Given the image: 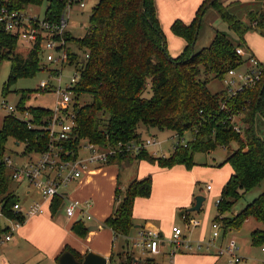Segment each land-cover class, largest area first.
I'll return each instance as SVG.
<instances>
[{
    "label": "trees",
    "instance_id": "obj_1",
    "mask_svg": "<svg viewBox=\"0 0 264 264\" xmlns=\"http://www.w3.org/2000/svg\"><path fill=\"white\" fill-rule=\"evenodd\" d=\"M68 2L10 0L11 6L19 10L47 3L45 17L50 18L60 17ZM251 3L254 9L246 10L248 20L244 22L237 13L240 10L237 7L242 4L240 0H204L192 24L187 26L180 20L173 24L172 32L187 43L185 50L174 58L169 54L157 18L155 0H99L85 36L77 39L68 34L67 37L83 51V57L71 53V62L81 67V78L76 85L77 99L81 102L82 96H89L92 101L75 106L77 125L73 138L59 144L64 151L62 156L75 157L83 140L103 147L139 142L143 140L142 128L170 130L180 138L190 133L192 139L188 144L176 146L169 159L154 158L144 150L136 156H120L110 163L129 158L153 164L158 162L162 168L175 165L190 168L195 153H209L219 147L230 150L225 162L233 173L222 189L214 220L222 224L223 234L240 229L250 218L264 223V191L241 212L227 217L235 203L264 181V139L257 131V117L264 118V63L262 80L253 88H245L235 96H230L226 89L214 94L208 88L211 81L224 80L230 71L245 65L246 59L237 54V48H245V35L251 29L264 28V0H252ZM208 9L218 12L239 36V43L225 33L216 32L208 47L195 50L196 35L199 36L202 18ZM16 46L15 38L0 32V61H12L3 93H8L18 79L35 76L41 71L39 52L35 50L24 57L16 53ZM86 54L88 59L84 58ZM149 90L151 98L148 99L145 93ZM28 94L21 91L17 109L21 113H30L36 127L30 129L16 115L8 114L0 130V204L8 216H11L12 206L20 202L12 187L11 171L5 163L8 140L13 138L23 143L24 156L42 153L50 144L46 127L53 112L42 107H27ZM152 188L153 178L149 175L134 180L124 196L120 189L116 190L117 205L104 225L117 239L129 237L135 227V200L149 198ZM63 203L62 197L53 200L50 206L53 215ZM72 231L80 237L88 233L82 220L73 225ZM251 240L254 246L261 247L264 231H253ZM64 252H71L78 261L83 260L72 249L67 248ZM132 262L130 250L112 255L109 260V264ZM146 264H155V260H147Z\"/></svg>",
    "mask_w": 264,
    "mask_h": 264
},
{
    "label": "built area",
    "instance_id": "obj_2",
    "mask_svg": "<svg viewBox=\"0 0 264 264\" xmlns=\"http://www.w3.org/2000/svg\"><path fill=\"white\" fill-rule=\"evenodd\" d=\"M76 3H79L82 9L86 7L84 0L78 2L69 0L66 10L60 17L50 18L45 17V15L40 17L30 14L26 9H15L11 6L10 0H0V32L4 31L7 35L16 39V53L27 57L37 50L41 62L45 60L47 63L55 65L53 69L46 66V71H49L51 76H55L54 79H56L57 84L52 81H44L38 90L44 93L54 92L58 96L55 109H51L53 116L46 127L50 137L47 150L35 154L36 159L30 158L24 164L13 163L11 158H5L6 166L11 171L13 183L25 182L30 187H34V189L40 191L42 201H35L28 207H24L21 201L17 202L11 208V216L5 214L3 205L0 204V248L13 241L15 234L29 218L44 214L45 205L52 203L56 197L64 199L62 212L69 219L80 215L87 220H91L92 217L88 212L91 206L89 201L80 202L68 199V195L64 196L69 186L80 180L91 165L107 166L111 160L120 156H136L149 147L158 145V142L152 137L139 142L119 143L114 147H103L82 141L75 157L68 159L62 156L64 151L59 144L68 142L73 138V131L77 125L74 110L77 104H81L77 99L76 92V85L81 78V67L78 63L73 64L71 62L72 51L67 38L71 17L69 11ZM75 54L78 55V53ZM237 54L246 59L245 65H248V68L242 71L240 69L232 70L226 75L225 89L230 96L237 95L245 88L255 87L261 82L263 76L262 63L244 47H238ZM84 58L88 59L89 55L86 54ZM67 67L73 68L74 72L66 83L63 81V73ZM1 106L8 114L15 115L18 113L17 117L26 122L30 129L35 127L30 113H21L17 107L8 105L6 101H3ZM239 128V126H236L237 131H240ZM66 155L70 154L66 153ZM208 189L210 190L211 186H208ZM212 230V240L208 243L209 247L216 246V241L223 233V226L221 223L214 221ZM165 246L170 249L168 253L169 264H172L177 253L191 252L194 249L191 241L185 238L183 230L179 227L173 228L172 238L166 245L159 231L151 227H145L133 240L132 256L136 260L134 264H146L148 258H154L155 260V258L163 255ZM201 248L202 244L196 246L197 250ZM134 250L138 251V255L135 254ZM262 252L264 255V247ZM218 254L220 256L228 255L232 264L244 262V259L239 256L238 243L234 239H231L225 247H220ZM262 263L264 264V261ZM1 264L15 263L3 260Z\"/></svg>",
    "mask_w": 264,
    "mask_h": 264
},
{
    "label": "rangeland",
    "instance_id": "obj_3",
    "mask_svg": "<svg viewBox=\"0 0 264 264\" xmlns=\"http://www.w3.org/2000/svg\"><path fill=\"white\" fill-rule=\"evenodd\" d=\"M98 1L99 0H84V3L86 4V7L84 9L80 8L79 3H76L69 11L71 17L68 30L73 38L81 39L85 36L86 32L90 28V16L92 15V11L97 5ZM203 1L204 0H168V7L162 9V7L159 6V4L157 3V0H155L157 18L159 20L161 29L165 35L167 48L171 42V40L167 38V36L170 35L169 32H171V34L175 37L176 42H179V40L177 39L185 41L183 38L175 35L172 32V26L177 20L182 21L187 26L192 24L193 17L196 16V11ZM240 1L242 4L237 7L240 9L239 12L237 11V13L239 14L240 18L244 22H246L248 20L246 10L254 9L251 5L252 0ZM46 9L47 3H44L42 6H29L26 8V11L30 14L43 17L45 15ZM168 15L169 17H167ZM166 31H168V33ZM216 32L225 33L235 42H240L239 36L230 28L228 23L220 17L218 12L214 9H208L202 18L195 50L199 51L205 47H208L213 41ZM182 41H180V45L181 43H183ZM68 43L73 53H78L79 57H83V51L76 42L68 41ZM245 44L254 52V54L260 61L264 62V28L251 29L250 32L245 35ZM183 48L184 49L182 50L184 51L186 46H183ZM46 66L49 69L55 68V65L49 64L45 60H43L40 63V72H38L35 76L32 77H22L18 79L10 87L8 93H3V88L8 82V78L11 73L12 61L10 59H4L0 61V130L3 128L4 118L8 115L7 111H5L1 106L2 102L6 101L8 105H13L17 107L21 98V91L29 93V99H27L25 103L27 107H42L52 110L55 109L56 104L58 102V96L56 95V93H44L43 91H37L39 89V86L44 81H52L54 84H57L56 79H54L55 76H51V73L49 71H46ZM242 70H244V66L240 68V71ZM73 72V68L67 67L65 69V72L63 73V81L67 83ZM225 87V79L213 80L208 85L209 90L214 94L222 91ZM145 97L148 99L151 98L150 90L145 93ZM91 101L92 98L89 96H82L81 98V102L84 104ZM15 115L18 116V113H16ZM150 130L154 135L153 137L158 142V145L156 147H149L147 149L149 155L153 156L154 158H164L165 155V157L169 159L173 156L178 143H180V145L182 146H186L188 142L192 139V135L190 133H185L184 136L180 138L175 134V132L170 130L161 131L157 128H150ZM257 131L259 136L264 139V118L262 116L257 117ZM147 136L148 137H146L145 139L149 138V135ZM234 148L235 146L232 147V150ZM24 150L25 145L23 143H19L13 138H10L6 145V157L11 158L13 163L22 164L28 162L30 158H37L35 154L24 156ZM230 152L232 151H226L223 148L219 147L209 153H195L193 156V165L190 168H187L183 165H175L171 168H165V170H174V173L170 174L167 179L160 176V170H162L163 168L158 162L154 164L148 162L151 166L149 169L150 172L155 173L154 176H157L155 183L156 186L158 184V189L160 191L171 189L173 191L179 192V196L170 194L166 198L165 202H170L176 197L182 199L190 190H193L194 192V202H196V198L198 196H202L206 199L200 212H187L188 209L185 208L180 209L175 213L178 221V226L183 230L184 234L187 235V240L195 242L193 244L194 246L197 245L196 241H199V236H201L202 233H204V238L207 242L212 240V222L218 214L217 205L219 200L221 199L222 194L220 184H222L223 182H225L224 184H226L230 178L231 166L229 164H226L225 162ZM137 163L138 162L134 163V168L132 169L136 168ZM178 167L184 168L183 171L180 172L182 174H179L177 171H175V169H177ZM128 169L129 166L124 164L121 167L119 173V179L122 183V189L120 190L123 196L126 192L125 182L129 180L127 174L130 173L131 175L132 172V170L129 171ZM208 186L212 187L211 190L207 189ZM15 187L17 188L16 184ZM27 188L34 192V197H41L39 191L34 189V187H30L27 184ZM263 191L264 181L257 188L246 194L241 200L235 203L232 206L231 211L227 214V217H233L239 212H241L244 207H246L249 203L253 202ZM22 200L23 202L25 201V199ZM63 217L64 213H62V219H64ZM206 222L207 227L205 229L204 226ZM208 224H210L211 228L208 227ZM251 227L252 226L250 225L243 224L240 230L228 231L229 234L234 233V235H228L223 241L222 245L225 247L231 239L237 241L236 238H232L236 235L238 237V240H240V246L242 247V249H244L242 250V252L248 253V260H250L248 264H263L262 262L264 261V255L262 249L264 247V244L261 247H256L252 244L250 240L249 231ZM203 229H205L204 232H202ZM222 236H224L223 233ZM169 238L170 237H168V240ZM221 239L223 240V238ZM221 239H218L216 242H219V246H221ZM134 252L138 253L137 250H134ZM242 252L240 253L241 256ZM156 260L158 264H162V262H164L161 258L158 257L156 258ZM222 260L223 264H232L231 259L228 255H224L222 257Z\"/></svg>",
    "mask_w": 264,
    "mask_h": 264
},
{
    "label": "crops",
    "instance_id": "obj_4",
    "mask_svg": "<svg viewBox=\"0 0 264 264\" xmlns=\"http://www.w3.org/2000/svg\"><path fill=\"white\" fill-rule=\"evenodd\" d=\"M157 3L162 7V9L168 7V0H157ZM167 17H169V15ZM166 32L168 33V31ZM169 34L170 35L167 36V38L171 40L170 44L168 45L169 54L175 58L182 53V49H184L183 46H187V43L180 39H177L179 40V42H176L175 37L171 34V32H169ZM69 35H71L70 32ZM180 41L183 42L181 43V45L179 44ZM245 49L249 53H251V55H253L259 62L264 63L256 57L254 52L249 47L245 46ZM246 68H248V65L244 66V69ZM140 133L141 139L143 140L148 137L147 135L154 138V135L152 134L150 129H142ZM135 160L137 159H123L121 161H114L113 163H110L109 165L103 167L91 165L89 170L82 176L80 180L73 182L72 185L69 186L66 194L68 195V199L80 202L89 201L91 206L88 209V212L89 215H91L92 219L87 220L80 215L69 219L65 214L63 217L64 219H62V213L64 212L61 211L60 214L57 213L56 215H53V212L50 209L51 203H48L45 205L44 214L29 218L25 225L15 234L13 241L0 248V264L3 260H9L15 264H59V258L67 248L77 252L82 257V259L89 252H93L105 257L109 261L112 255L116 256L126 250H130L132 254L133 240L137 238L138 233L145 227H151L159 231L166 245L172 236L173 228L179 227L177 224L178 221L175 213L178 210L185 208L188 209V212L189 209H191L195 205V202L193 201L194 192L193 190H190L182 199L176 197L170 202H165L166 198L170 194L179 196V192L173 191L171 189L160 191L158 189V184L156 186L155 183L157 176H154L155 173H151L149 170L151 167L150 164L147 161ZM135 162H138L136 164V168L132 169L134 168ZM124 164L129 166V171L132 170L131 175L130 173L127 174L129 180L125 182L126 189L134 180L142 179L149 175L153 178V188L151 196L149 198H137L135 200L133 210V221L135 227L131 231L129 237H119L117 239L114 232L111 229L107 228L104 223L112 215L117 205L116 190L122 189V183L119 179V173L121 167ZM183 169V167H178L177 169H175V171H177L179 174H182L180 172H182ZM230 171L231 177L233 169L231 168ZM172 173H174V170H165V168L160 170V176L164 177L165 179H167ZM224 183L225 182L220 184L221 190L225 185ZM15 184L17 188L15 187ZM12 187H14L13 190L16 191L19 195L20 201L24 207H28L35 201H42L41 197H34V192L27 188V184L25 182L13 183ZM22 199H25V201L23 202ZM80 220L85 223V226L88 229V233L85 237H80L72 231L73 225ZM214 221L215 220H213V222ZM244 224L252 226L249 230L250 240L253 231H264V224L257 222L253 218L248 219ZM91 227L94 229L89 230V228ZM204 227L206 229L207 222ZM208 227H210V224H208ZM205 229H203L202 232H204ZM184 235L187 239V235ZM223 235L224 236L221 235V238H223V240L219 238L222 240L220 244L221 246H219L218 242L216 243L215 247H209L208 243L210 241L207 242L204 238V233H202L201 236H199V241H196V246L202 244V248L200 250H197L196 246L193 245L195 242L191 241V245L194 248L193 251L177 253L173 258L172 264H223L222 257L224 255L220 256L218 254L219 249L220 247H224L222 244L226 237L228 235L232 236L234 235V233L229 234V232H227ZM168 237H170L169 240ZM232 238L237 239L239 256H243L242 258L244 259L243 264H248L250 261L248 260V253L242 252V250L244 249H242V247L240 246V240H238V237L236 235ZM127 243H129L128 248ZM169 251L170 249L165 246L163 248V255H160L158 257L164 261L162 262V264L170 263V260L168 258ZM241 252L242 256L240 255ZM135 254L138 255V253L136 252ZM134 263H136V260L133 257L132 264ZM155 264H158L156 258Z\"/></svg>",
    "mask_w": 264,
    "mask_h": 264
},
{
    "label": "water",
    "instance_id": "obj_5",
    "mask_svg": "<svg viewBox=\"0 0 264 264\" xmlns=\"http://www.w3.org/2000/svg\"><path fill=\"white\" fill-rule=\"evenodd\" d=\"M197 37L198 33L196 35V39ZM64 196H67V194L65 193ZM204 202L205 198L202 196H198L196 198L195 205L191 209H189L188 212H200ZM63 207L64 204L61 206V209L58 211V214L61 213ZM93 229L94 228L92 227L89 228V230ZM147 260L153 262L154 258H148ZM59 264H109V261L105 257L95 254L93 252H89L87 255H85L82 261H78L71 252H64L59 258Z\"/></svg>",
    "mask_w": 264,
    "mask_h": 264
}]
</instances>
